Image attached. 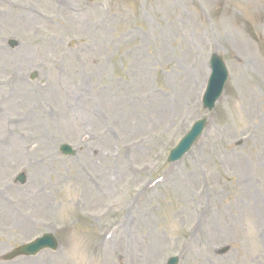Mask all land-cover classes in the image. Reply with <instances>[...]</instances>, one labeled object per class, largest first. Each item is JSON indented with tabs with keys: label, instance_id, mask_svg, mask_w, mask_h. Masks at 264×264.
<instances>
[{
	"label": "rangeland",
	"instance_id": "374dc122",
	"mask_svg": "<svg viewBox=\"0 0 264 264\" xmlns=\"http://www.w3.org/2000/svg\"><path fill=\"white\" fill-rule=\"evenodd\" d=\"M73 234L97 264H264V0H0V264Z\"/></svg>",
	"mask_w": 264,
	"mask_h": 264
},
{
	"label": "water",
	"instance_id": "95a60500",
	"mask_svg": "<svg viewBox=\"0 0 264 264\" xmlns=\"http://www.w3.org/2000/svg\"><path fill=\"white\" fill-rule=\"evenodd\" d=\"M211 76L208 82V87L203 97L204 108L212 111L215 108L216 102L224 92V86L228 80V70L224 61L217 55L213 54L210 60ZM206 124V119L200 120L194 124L191 131L181 140L179 145L172 150L169 156V162H176L186 155L192 148L195 141L202 135ZM60 151L66 155H76L72 148L68 145H63ZM18 181L24 183V175L18 178ZM57 247L56 240L51 235H45L34 242L21 247L11 254L8 258L16 255H36L45 248L55 249ZM225 251V250H223ZM178 259L172 258L169 264H177Z\"/></svg>",
	"mask_w": 264,
	"mask_h": 264
},
{
	"label": "clouds",
	"instance_id": "9594fccd",
	"mask_svg": "<svg viewBox=\"0 0 264 264\" xmlns=\"http://www.w3.org/2000/svg\"><path fill=\"white\" fill-rule=\"evenodd\" d=\"M65 264H97V258L92 256L87 247L86 237L73 234L71 244L64 253Z\"/></svg>",
	"mask_w": 264,
	"mask_h": 264
},
{
	"label": "bare ground",
	"instance_id": "6f19581e",
	"mask_svg": "<svg viewBox=\"0 0 264 264\" xmlns=\"http://www.w3.org/2000/svg\"><path fill=\"white\" fill-rule=\"evenodd\" d=\"M241 191H242V190H241ZM246 191H247V190L244 188V192H243V193H245ZM119 232H120V231H118L117 234H118Z\"/></svg>",
	"mask_w": 264,
	"mask_h": 264
}]
</instances>
